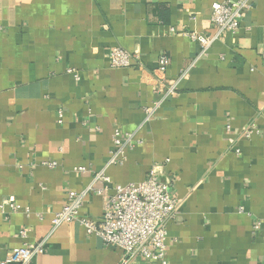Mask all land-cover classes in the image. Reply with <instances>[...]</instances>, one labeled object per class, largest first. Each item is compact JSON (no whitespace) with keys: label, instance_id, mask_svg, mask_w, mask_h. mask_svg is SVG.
Listing matches in <instances>:
<instances>
[{"label":"crops","instance_id":"obj_1","mask_svg":"<svg viewBox=\"0 0 264 264\" xmlns=\"http://www.w3.org/2000/svg\"><path fill=\"white\" fill-rule=\"evenodd\" d=\"M223 1L0 0V204L15 196L18 207L0 209V263L45 239L31 264H122L123 250L79 221L53 230L52 219L89 187L80 212L99 219L115 186L160 165L180 202L166 264H264V0L200 55L188 34L214 35L212 5ZM115 47L140 60L111 67ZM248 127L259 133L243 136ZM117 130L133 145L111 163ZM101 171L110 182L95 179Z\"/></svg>","mask_w":264,"mask_h":264},{"label":"built area","instance_id":"obj_2","mask_svg":"<svg viewBox=\"0 0 264 264\" xmlns=\"http://www.w3.org/2000/svg\"><path fill=\"white\" fill-rule=\"evenodd\" d=\"M250 0H225L212 5L211 21L216 28L212 36L188 34L199 42L203 55L220 38L224 32H236L242 24L245 12L250 8ZM3 27L0 26V32ZM137 52L131 53L121 47H115L110 53V63L113 68L129 67L134 61L140 60ZM191 66L183 69L180 77L168 85L163 99L176 92L179 81L188 75ZM170 64L167 55L162 54L158 61V70L166 73ZM162 101L156 102L154 108L148 109V120ZM63 111L59 110V121L62 122ZM230 128V127H228ZM254 132L252 127L243 131V136L250 138ZM133 135H121L117 130L114 142L116 148L113 151L111 163L123 162V152L126 147L133 145ZM56 163H51L55 165ZM160 165L152 167L145 180L139 183L115 186V193L111 195L105 204L103 215L99 219H91L81 215L80 209L85 197L94 189L92 187L77 193L70 191L68 202L54 214L52 219L53 230L64 223L79 221L89 234H95L101 238L104 245L118 247L123 250L122 264H131L137 258L142 257L153 261H165L168 240V222L174 217L179 206V200L171 194L166 182L159 178ZM76 170L84 171V167ZM96 180L110 182V178L101 171L96 175ZM101 193V191H98ZM8 207L11 212L17 210L15 196H10L0 204V209ZM261 222L257 221L254 230H259ZM23 237L27 236L25 230L21 231ZM46 240L35 243H27L11 250L6 260L0 264H31L32 260L45 250Z\"/></svg>","mask_w":264,"mask_h":264}]
</instances>
